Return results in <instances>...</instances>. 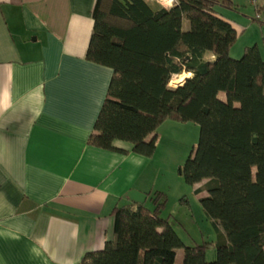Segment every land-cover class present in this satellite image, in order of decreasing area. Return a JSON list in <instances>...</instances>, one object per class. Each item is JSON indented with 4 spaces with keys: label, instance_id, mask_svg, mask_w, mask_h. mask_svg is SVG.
<instances>
[{
    "label": "trees",
    "instance_id": "trees-1",
    "mask_svg": "<svg viewBox=\"0 0 264 264\" xmlns=\"http://www.w3.org/2000/svg\"><path fill=\"white\" fill-rule=\"evenodd\" d=\"M216 3L96 0L86 59L112 77L88 143L118 150L120 140L151 156L163 122L195 123L198 140L178 172L187 184L205 181L195 193L206 192L200 203L217 236L184 244L161 216L165 194L154 191L152 207L145 200L113 209V237L83 264H175L177 249L182 264H264V57L257 44L231 56L237 33Z\"/></svg>",
    "mask_w": 264,
    "mask_h": 264
},
{
    "label": "crops",
    "instance_id": "crops-1",
    "mask_svg": "<svg viewBox=\"0 0 264 264\" xmlns=\"http://www.w3.org/2000/svg\"><path fill=\"white\" fill-rule=\"evenodd\" d=\"M95 2L0 0V264H83L113 237L115 207L157 191L155 151L88 143L112 77L86 59ZM216 4L237 38L257 26L264 42V11ZM182 258L177 249L175 264Z\"/></svg>",
    "mask_w": 264,
    "mask_h": 264
},
{
    "label": "rangeland",
    "instance_id": "rangeland-1",
    "mask_svg": "<svg viewBox=\"0 0 264 264\" xmlns=\"http://www.w3.org/2000/svg\"><path fill=\"white\" fill-rule=\"evenodd\" d=\"M254 18V8L249 4L245 5ZM253 11V14H251ZM250 22L251 19H248ZM248 22L250 25L252 23ZM255 24V23H254ZM260 30L253 27L245 30L241 37H238L231 48V56L239 58L247 41H256L262 46V35ZM179 76H174L170 86L180 82ZM199 129L193 122H178L166 120L157 129V142L152 168L153 176H157V191H161L166 196V204L162 209L161 216L169 217V221L180 239L186 245L202 244L204 242L213 243L216 240V232L210 219L206 216L200 203L203 194L195 193V186L187 184L179 175L181 167L193 146L198 140ZM204 186V183H200ZM145 205L152 207L149 197ZM182 252V250H180ZM215 249L213 246L207 249V260H213Z\"/></svg>",
    "mask_w": 264,
    "mask_h": 264
},
{
    "label": "built area",
    "instance_id": "built-area-1",
    "mask_svg": "<svg viewBox=\"0 0 264 264\" xmlns=\"http://www.w3.org/2000/svg\"><path fill=\"white\" fill-rule=\"evenodd\" d=\"M160 5L164 7H170L173 5L174 0H156ZM248 2L255 8V18H260V12L258 11L261 5V0H248Z\"/></svg>",
    "mask_w": 264,
    "mask_h": 264
},
{
    "label": "bare ground",
    "instance_id": "bare-ground-1",
    "mask_svg": "<svg viewBox=\"0 0 264 264\" xmlns=\"http://www.w3.org/2000/svg\"><path fill=\"white\" fill-rule=\"evenodd\" d=\"M187 77V74H181V76L178 77V80L174 81V82H177L179 81L180 79L182 78H186Z\"/></svg>",
    "mask_w": 264,
    "mask_h": 264
}]
</instances>
